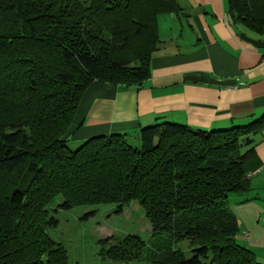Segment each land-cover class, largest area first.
I'll list each match as a JSON object with an SVG mask.
<instances>
[{
    "label": "trees",
    "instance_id": "trees-1",
    "mask_svg": "<svg viewBox=\"0 0 264 264\" xmlns=\"http://www.w3.org/2000/svg\"><path fill=\"white\" fill-rule=\"evenodd\" d=\"M231 26L264 38V0H226ZM177 0H0V264H69L45 230L46 206L136 201L152 248L137 235L104 253L115 262L262 264L238 245L227 198L249 199L264 112L245 125L192 129L159 121L135 136H94L69 148L92 82L138 88L160 40L157 17ZM264 48V47H263ZM186 242L189 255L174 248Z\"/></svg>",
    "mask_w": 264,
    "mask_h": 264
},
{
    "label": "crops",
    "instance_id": "crops-1",
    "mask_svg": "<svg viewBox=\"0 0 264 264\" xmlns=\"http://www.w3.org/2000/svg\"><path fill=\"white\" fill-rule=\"evenodd\" d=\"M226 0H177L180 16L157 17L161 41L151 54L149 77L138 88L92 82L75 112L71 140L122 134L133 137L159 121L192 129L245 125L264 112V38L231 26ZM254 152L259 168L247 178L251 190L232 195L235 242L264 264V129Z\"/></svg>",
    "mask_w": 264,
    "mask_h": 264
},
{
    "label": "rangeland",
    "instance_id": "rangeland-1",
    "mask_svg": "<svg viewBox=\"0 0 264 264\" xmlns=\"http://www.w3.org/2000/svg\"><path fill=\"white\" fill-rule=\"evenodd\" d=\"M84 141V140H83ZM81 142L68 140L69 148ZM61 197L46 206L48 216L56 224L45 232L51 240L65 249L69 264H147L144 262H115L107 259L105 251L119 239L137 235L144 241L145 249H151L150 226L136 201H130L115 212L116 205H87L63 209ZM174 248L189 255L186 242H178Z\"/></svg>",
    "mask_w": 264,
    "mask_h": 264
}]
</instances>
